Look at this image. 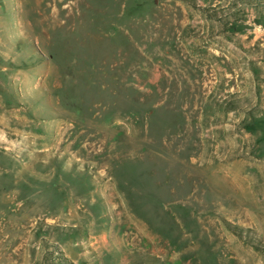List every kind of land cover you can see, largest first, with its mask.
<instances>
[{"label": "rangeland", "instance_id": "obj_1", "mask_svg": "<svg viewBox=\"0 0 264 264\" xmlns=\"http://www.w3.org/2000/svg\"><path fill=\"white\" fill-rule=\"evenodd\" d=\"M0 264H264V0H0Z\"/></svg>", "mask_w": 264, "mask_h": 264}]
</instances>
